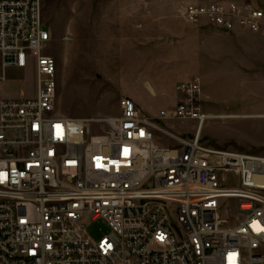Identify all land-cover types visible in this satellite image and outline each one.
Returning a JSON list of instances; mask_svg holds the SVG:
<instances>
[{
    "label": "built area",
    "instance_id": "2783aa9c",
    "mask_svg": "<svg viewBox=\"0 0 264 264\" xmlns=\"http://www.w3.org/2000/svg\"><path fill=\"white\" fill-rule=\"evenodd\" d=\"M180 15L264 34L251 2H189ZM46 40L42 0H0V68L35 71L34 97L0 101V264H264V156L202 142L212 115L199 78L178 82V102L156 116L121 98L108 129L87 136L99 120L53 114ZM168 120L195 122L193 135ZM98 221L107 232L90 237Z\"/></svg>",
    "mask_w": 264,
    "mask_h": 264
},
{
    "label": "rangeland",
    "instance_id": "374dc122",
    "mask_svg": "<svg viewBox=\"0 0 264 264\" xmlns=\"http://www.w3.org/2000/svg\"><path fill=\"white\" fill-rule=\"evenodd\" d=\"M210 1L226 0H42L45 53L57 66L53 114L95 118L87 136L100 134L108 129L103 120L119 114L121 98L156 116L178 102V82L198 77L202 109L212 115L202 142L264 156V34L181 17L185 3ZM235 1L264 9V0ZM21 95H35L32 62L25 69L0 68V101ZM79 126L73 125L76 133ZM162 126L191 137L195 122ZM155 142L178 146L161 132ZM106 232L101 221L88 228L93 238Z\"/></svg>",
    "mask_w": 264,
    "mask_h": 264
},
{
    "label": "crops",
    "instance_id": "0c3cea01",
    "mask_svg": "<svg viewBox=\"0 0 264 264\" xmlns=\"http://www.w3.org/2000/svg\"><path fill=\"white\" fill-rule=\"evenodd\" d=\"M228 0H226L225 2H227ZM237 28H240V27H236L235 29H237Z\"/></svg>",
    "mask_w": 264,
    "mask_h": 264
}]
</instances>
